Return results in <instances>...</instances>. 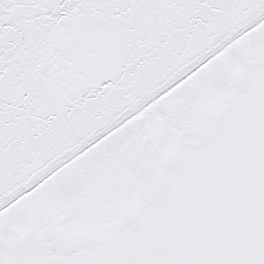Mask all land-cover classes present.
I'll list each match as a JSON object with an SVG mask.
<instances>
[{
  "label": "snow or ice",
  "instance_id": "1",
  "mask_svg": "<svg viewBox=\"0 0 264 264\" xmlns=\"http://www.w3.org/2000/svg\"><path fill=\"white\" fill-rule=\"evenodd\" d=\"M0 264H264V0H0Z\"/></svg>",
  "mask_w": 264,
  "mask_h": 264
}]
</instances>
